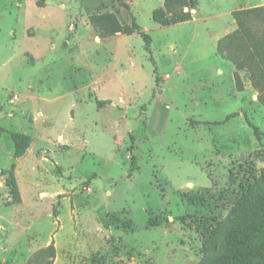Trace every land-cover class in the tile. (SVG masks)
<instances>
[{
    "label": "rangeland",
    "instance_id": "1",
    "mask_svg": "<svg viewBox=\"0 0 264 264\" xmlns=\"http://www.w3.org/2000/svg\"><path fill=\"white\" fill-rule=\"evenodd\" d=\"M123 2L0 0V264H210L264 194V0Z\"/></svg>",
    "mask_w": 264,
    "mask_h": 264
},
{
    "label": "trees",
    "instance_id": "2",
    "mask_svg": "<svg viewBox=\"0 0 264 264\" xmlns=\"http://www.w3.org/2000/svg\"><path fill=\"white\" fill-rule=\"evenodd\" d=\"M117 1L125 5L123 0ZM235 19L238 25L235 39L248 48L247 56L239 62L238 69L249 72L254 87L264 91V6L240 10L235 13ZM154 21L159 25L165 24L156 15ZM123 32L138 33L145 41L147 52L152 53L151 36L142 30L134 16L133 26L123 28ZM222 45L223 42L218 45L220 53L223 52ZM256 135L259 138L258 130ZM210 264H264V194L238 222L226 245V254L217 256Z\"/></svg>",
    "mask_w": 264,
    "mask_h": 264
},
{
    "label": "crops",
    "instance_id": "3",
    "mask_svg": "<svg viewBox=\"0 0 264 264\" xmlns=\"http://www.w3.org/2000/svg\"><path fill=\"white\" fill-rule=\"evenodd\" d=\"M162 1V0H161ZM222 18H220V21H221ZM190 25V23L188 24ZM142 28V27H141ZM237 29V25H236V22L233 20H228L227 23H226V26H223V28L221 29V31H219L220 33L217 34V36L215 37V54L217 53V46H218V42L225 36L231 34L232 32L236 31ZM143 30V29H142ZM144 31V30H143ZM146 32V31H145ZM198 36V35H197ZM197 36H194L192 35V38H195ZM217 55V54H216ZM218 56V55H217ZM219 57V56H218ZM219 59H221L219 57ZM225 66H227V68L230 67V70H231V66H229L230 64H224ZM219 73H221L220 75H225L227 73V71L222 68L221 66H216ZM231 72V71H229ZM221 78V77H220Z\"/></svg>",
    "mask_w": 264,
    "mask_h": 264
}]
</instances>
